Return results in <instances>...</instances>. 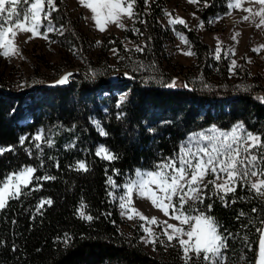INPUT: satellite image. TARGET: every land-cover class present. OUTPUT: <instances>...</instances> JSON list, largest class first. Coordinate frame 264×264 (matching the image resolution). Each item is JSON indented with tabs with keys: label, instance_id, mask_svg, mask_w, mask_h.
Returning <instances> with one entry per match:
<instances>
[{
	"label": "trees",
	"instance_id": "obj_1",
	"mask_svg": "<svg viewBox=\"0 0 264 264\" xmlns=\"http://www.w3.org/2000/svg\"><path fill=\"white\" fill-rule=\"evenodd\" d=\"M203 1L208 5L201 11L204 20L228 10V0ZM53 2L56 10L51 20L63 26L64 41L83 45L84 37L64 0ZM163 8V0H148L147 5L137 0L138 18L124 29L123 37L144 51H125L120 42H113L125 53L120 68L96 64L70 73L63 84L57 82L65 76L28 84L23 92L0 88V147L15 148L0 155V182L24 166L35 167L34 176L55 177L40 181L38 191H31L35 183L29 185L24 195L0 210V264H185L180 249H161L155 256L136 237L120 231L122 220L109 195V177L121 185L135 170L153 169L162 158L178 153L190 132L209 125L227 128L240 122L264 138V102L259 99L264 98V87L242 69L237 70L239 78L230 76L227 58L220 54L215 59L209 45L187 28L182 31L196 53L195 62L186 71H176L165 52L170 32L159 21ZM122 71L128 75L119 78ZM178 73L182 78L176 77ZM173 81L175 86L170 87ZM121 92L126 100L117 107ZM92 119L107 135L100 134ZM40 131L41 141H33ZM21 136L28 137L23 146ZM49 138L51 147L46 143ZM98 145L118 158L97 156ZM260 150L264 153V148ZM78 161L85 163L87 171L77 170ZM235 187L222 200L209 185L205 199L195 207L215 218L222 235L230 234L227 264H254L260 237L257 228L264 221V195L243 184ZM48 199L50 205L38 208ZM82 200L87 205L85 214L95 218L91 222L77 214ZM65 234L71 237L67 245ZM192 257L191 264H197Z\"/></svg>",
	"mask_w": 264,
	"mask_h": 264
},
{
	"label": "snow or ice",
	"instance_id": "obj_2",
	"mask_svg": "<svg viewBox=\"0 0 264 264\" xmlns=\"http://www.w3.org/2000/svg\"><path fill=\"white\" fill-rule=\"evenodd\" d=\"M136 2L137 0H79L82 6L91 10L93 13L92 19L101 31L105 30L107 23H115L117 27L124 29L126 26L122 22V17L125 16L132 19L133 23H135L138 18V13L134 11ZM189 2L195 4L198 0H189ZM254 2L260 5L259 10L253 12L251 9H244V11L250 12V15L244 16L243 19L249 20L259 17V24L256 27H260L264 25V0H254ZM145 4H148V0H145ZM205 6L208 5L205 4ZM227 6L229 8L228 14H230L234 6L233 0H228ZM235 6H240L239 0H236ZM55 10L53 0H0V50H2L0 54L5 57L18 54V48L14 47L12 41L7 38L9 33L15 34L17 29L32 33L29 39L37 35H42L44 39H48V33L53 31L63 35V31L61 30L63 26L57 28L51 21V12ZM168 15L171 16L170 13ZM101 17H103V22ZM216 19H219V17ZM141 22L143 23L144 21ZM209 22L211 23L212 21ZM29 24L31 25L30 27L27 26ZM168 24L173 27L177 24L187 27L186 21L180 17L170 18ZM6 25L8 27H5ZM202 25L203 22H201L200 26L202 27ZM41 29L46 30L41 32ZM133 31L142 34L137 29H133ZM176 34L182 42L185 44L189 43L183 33L177 32ZM236 35L239 34L237 33ZM233 39H235V36ZM261 47H264V45ZM112 51L114 55L118 54L117 49H112ZM125 51L130 50L126 48ZM135 51L143 52L144 48L137 46ZM229 51L224 53L225 57L229 55ZM253 51H258V49H253ZM215 52V59L219 60L221 52L219 44ZM184 54L195 55L196 53L189 50ZM139 67L143 68L144 66L141 64ZM236 67L238 65L233 60L229 66V72H233ZM92 74L95 75V73ZM70 75L67 74L57 83H65ZM125 75L128 74L125 73ZM169 86H175V81ZM204 87L207 88L209 86L205 84ZM259 99L264 102V98ZM125 100L126 94L121 95L117 102V107ZM94 123L99 128L101 135H107L100 128L99 122ZM149 131L154 130L149 129ZM42 138V132H40L32 137V140L40 141ZM19 139L20 144L23 146L28 137L21 136ZM249 140L252 142L245 143ZM46 143L51 147L53 141L49 138ZM35 147L39 149L40 144L37 143ZM259 148H264V138L261 135L248 132L242 123L234 125L230 130L217 129L213 125L208 129L189 134L186 141L179 146V152L174 153L170 157L162 158L154 166L153 170L137 169L135 177L129 178L124 185L116 184L109 177V183L113 190L109 195L112 196L113 202L119 200L121 215H126L130 220L137 216L145 219L136 209L131 208V198L134 192L138 197L147 196L152 204L160 208L165 215L169 214V208L172 209V218L179 221V225L165 221L162 222L164 225L162 232L153 233L150 228H146L141 224L140 227L147 234V238L141 237L145 243L155 245L159 241V243L164 244L165 240L161 237L166 236L168 246H172L173 241H178L184 254L185 264H191L193 257L190 253L193 252L195 253L197 264H200L201 257L203 264H227L226 240L230 234L222 235L218 230L219 225L215 221V218L205 215L204 212L199 211L193 205L203 202L205 199L204 192L209 185H212L216 189L215 194L219 195L222 200L229 193L235 192L237 184H243L257 195H264V155L259 153ZM14 150V146L0 147V155L5 151ZM254 150H257L256 154H253ZM28 151L31 155V149ZM96 154L102 159L107 160L118 158L104 145L98 146ZM57 167H59L58 164ZM76 168L77 170L87 171V167L83 161H78ZM36 171L35 167L28 166L18 172L9 174L5 181L0 182V210H3L7 206L8 201L19 199L24 195L29 185L35 183L37 186L31 188V191H38L40 181L55 179V177L47 175L43 177L34 176L33 174ZM114 174H118V171L114 170ZM210 174L214 175L215 179L208 180L205 183V178ZM222 176H225L226 179H223L222 183H218L217 181L221 180ZM253 177H259L257 182H252L251 178ZM13 179H15V183L11 184L10 182ZM148 185H155L162 195L145 191ZM118 189H123V194L116 196L115 191ZM165 201L167 202L166 204L164 203ZM44 203L50 205L52 201L50 199L42 201L38 205V208L42 207ZM208 207L211 208V205ZM86 208L87 205L82 200L80 207L77 209V214L80 219L91 222L95 218L92 215L85 214L84 210ZM129 210L134 215H129ZM252 211L257 212L258 209L253 208ZM193 213L196 214L193 215ZM241 215L244 214L241 213ZM154 222H156V218H152L149 221V223ZM262 224H264V221H262ZM169 229H171V232H169ZM257 232L260 235V241L256 264H264V227L257 228ZM185 236L188 239H184L183 237ZM244 239L247 241L248 238L244 237ZM70 241L71 237L65 234L64 243L67 245ZM241 259L244 260L245 257H241Z\"/></svg>",
	"mask_w": 264,
	"mask_h": 264
},
{
	"label": "rangeland",
	"instance_id": "obj_3",
	"mask_svg": "<svg viewBox=\"0 0 264 264\" xmlns=\"http://www.w3.org/2000/svg\"><path fill=\"white\" fill-rule=\"evenodd\" d=\"M64 2L66 3L69 15L78 23V29L84 37V44L79 47L71 45L64 41L62 36L55 31L48 33V39H44L42 35H37L32 39H29L32 33L23 32L18 29L15 34L9 33L7 38L12 41L13 46L18 48L19 51L17 55L8 57L0 54L1 89L7 92H23L26 90L28 84L37 85L42 82L50 83L72 72L94 68L96 67V64H108L110 66L120 68L126 60L125 53L120 52L116 46L111 44L117 40L125 49L136 48L138 46V44L134 43L131 39L123 37V31L125 28L131 26L132 19H129L126 16L122 17V22L126 26L124 29L117 27L115 23H107L105 30L101 31L92 19L93 13L91 10L82 6L79 3V0H64ZM163 2V13L160 16L159 21L162 26L167 28L170 32V39L166 42L165 52L169 59V64L172 66L174 65V69L176 71L179 69L186 71L191 68L195 62L194 55L184 54L189 50L192 51L190 43L185 44L176 34L177 32H181L186 37L182 28H187L194 30L200 36L202 41L209 45L211 55L214 58L216 56L215 49L218 44L221 48L220 54L223 56L226 51L231 50L229 51V55L226 57L228 65L230 66L232 61L235 60L238 67H236L233 72H229L230 76L233 78H239L241 75L238 74L237 70L242 69L245 71L247 76L250 78L254 77L255 81L264 87V47H261L264 45V25L256 27V25L259 24V17L249 20L243 19L244 16L250 15V12L244 11V9H251L254 12L259 10L260 5L256 4L254 0H239L240 6L237 7L235 6L236 0H233L234 6L231 9L230 14H228V8L226 12L216 14L209 17L207 20H204L201 17V11L207 3L203 0H198L195 4L190 3L189 0H163ZM169 13L171 16L168 15ZM175 17L184 19L187 23V27L179 24L174 27L169 25L168 20ZM217 17H219V19H216ZM101 19L103 22V17H101ZM209 21L212 22L210 23ZM201 22H203L202 27L200 26ZM27 26L30 27L31 25L29 24ZM5 27H8V25ZM45 30L46 29H41L40 31L44 32ZM237 33L239 35H236ZM234 36L235 39H233ZM112 49H117L118 54L114 55ZM253 49H258V51H253ZM176 77L182 78L179 73L176 74ZM121 95H124V92H121L120 96ZM92 122L94 123L97 121L96 119H92ZM238 123L240 122H236L227 128H221L217 125L215 126L217 129L230 130ZM94 125L97 127L96 123H94ZM211 126L213 125L192 131L189 134L200 132L201 130L208 129ZM189 134L181 142V144L186 141ZM251 142L252 141L249 140L245 143ZM98 146L96 147V151ZM256 151L257 150H254L253 154H256ZM258 151L260 154L264 155L260 148ZM25 167L28 166H24L22 168ZM19 170L14 172H18ZM14 172H10L9 174ZM135 173L136 170L132 175H127L121 185H124L129 178H134ZM6 179L7 177L5 180ZM212 179H215V176L211 174L208 175L205 178V183ZM223 179H226V177L222 176L221 180L217 182L222 183ZM251 179L252 182H257L259 177H253ZM10 183L14 184L15 179H13ZM111 191L113 190L111 189ZM145 191H151L156 195H162L156 189L155 185L146 186ZM122 194L123 189L115 191L116 196ZM131 201V208L136 209L145 219H141L137 216L130 220L126 215H121L119 200H116L114 203L122 220L120 224V231L124 235L129 238L136 237L137 242L142 246V248L155 256L160 254L161 249L175 247L181 250L178 241H173L172 246H168L166 236L161 237L165 240L164 244L157 241L156 244L153 245L151 243H145L144 240L141 239V237L147 238V234L140 227L141 224H143L146 228H150L153 233H161L164 226L162 222L165 221L167 223L179 225V221L172 218L171 208L168 209L169 214L165 215L160 208L152 204L151 200L147 196L138 197L135 192L132 194ZM164 203L166 204L167 202L165 201ZM193 207H195V205H193ZM128 214L134 215L131 210H129ZM195 214L196 213H193V215ZM152 218H156V222L149 223ZM262 227H264V224H262ZM169 232H171V229H169ZM183 238L188 239L186 236ZM259 241L260 237L258 239L254 264H256L258 258ZM183 255L184 254L182 252V257ZM190 255L195 256V253H190Z\"/></svg>",
	"mask_w": 264,
	"mask_h": 264
},
{
	"label": "water",
	"instance_id": "obj_4",
	"mask_svg": "<svg viewBox=\"0 0 264 264\" xmlns=\"http://www.w3.org/2000/svg\"><path fill=\"white\" fill-rule=\"evenodd\" d=\"M125 73L122 71V72H120L119 74H118V76H119V78L121 77V76H123Z\"/></svg>",
	"mask_w": 264,
	"mask_h": 264
}]
</instances>
